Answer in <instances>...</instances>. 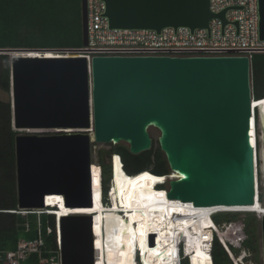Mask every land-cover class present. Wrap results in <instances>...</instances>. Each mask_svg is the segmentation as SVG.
I'll list each match as a JSON object with an SVG mask.
<instances>
[{
    "label": "water",
    "instance_id": "obj_1",
    "mask_svg": "<svg viewBox=\"0 0 264 264\" xmlns=\"http://www.w3.org/2000/svg\"><path fill=\"white\" fill-rule=\"evenodd\" d=\"M102 1L110 29L194 31L214 17L209 0ZM80 8L86 46L85 0ZM218 17L224 20V12ZM258 33L264 42V0H258ZM47 51L0 50L9 58L12 127L20 132L14 139L18 210L43 211L46 195L61 196L67 208L92 207V145L125 144L138 155L152 148L151 128L172 176L164 187L168 200L252 207L259 175L264 209V124L256 108V169L248 57L96 56L89 63L38 57ZM43 131L58 133H37ZM58 228L59 264H95L92 215L59 217ZM259 230L264 264V213Z\"/></svg>",
    "mask_w": 264,
    "mask_h": 264
},
{
    "label": "trees",
    "instance_id": "obj_2",
    "mask_svg": "<svg viewBox=\"0 0 264 264\" xmlns=\"http://www.w3.org/2000/svg\"><path fill=\"white\" fill-rule=\"evenodd\" d=\"M81 47L80 0H0V50H74ZM250 74L253 99L256 101L264 99V53L251 56ZM9 91V58L7 55L0 54V92L9 96ZM255 113L256 109L254 126ZM19 133L12 127L9 99L0 100V253L14 251L21 239L35 240L40 237L43 242L40 253L30 255L21 264H50L51 260L56 262L58 258L56 218L50 213L56 211V208H45L39 215L30 213L23 216L11 213V211H18L14 139ZM112 155L120 157L122 176H126L125 178L136 177L143 172L159 177L170 176L167 162L158 144H152L149 151L138 155L130 154L125 144L110 145L108 150H98L96 159L99 174H101L102 200H100L106 208L110 205ZM157 191H165L164 186H158ZM262 201L263 193L259 186V202ZM106 216L103 215V217ZM257 216L258 214L254 212H216L210 216L218 229H222L229 222L238 220L242 222L247 238L240 248L231 247L229 250L235 257L244 252L245 263L259 264L260 236ZM116 224L119 223H108L106 219L102 220L103 264H124V260L126 264H137L136 262H140V259L138 256L137 261L135 260L138 250L136 245L121 240L127 248L123 252L118 249L121 252L118 261L110 259L116 249L109 242L108 233ZM48 230H50L49 233ZM210 257L212 264H233L216 237L212 242ZM180 264H188L187 259L181 258ZM190 264H192L191 258Z\"/></svg>",
    "mask_w": 264,
    "mask_h": 264
},
{
    "label": "built area",
    "instance_id": "obj_3",
    "mask_svg": "<svg viewBox=\"0 0 264 264\" xmlns=\"http://www.w3.org/2000/svg\"><path fill=\"white\" fill-rule=\"evenodd\" d=\"M85 6L87 45L74 50H50V58L83 57L89 63L91 58L96 56H243L250 59L254 54L264 53V42L259 40L258 33V0H209V10L214 17L209 21L207 28L194 31H190L186 27L176 29L168 27L161 29L159 32L146 29H110L108 20L104 16L105 4L102 0H85ZM222 12H224V20L218 17ZM38 57L49 58L45 53H41ZM253 100L252 97L251 105ZM37 133L47 135L58 132L43 131ZM253 153L254 162L257 164L255 148H253ZM116 157L122 169L120 157L112 155L110 160L111 171L112 160ZM41 212L11 211V213L23 216L30 213L39 215ZM209 230L211 231V237L206 244L209 257L213 239L216 237L233 264H246L244 262V252L235 257L229 250L231 247L240 248L247 238L246 230L241 221L229 222L222 229L213 226ZM49 232L50 230H48ZM55 232L58 258L56 262L51 260L50 264H59L58 218ZM185 245L186 242L182 241L177 247V264H180L181 258L189 260L188 264H190L189 256H185ZM42 246L43 242L40 237L35 240L21 239L14 251L0 253V264H21L30 255L39 254Z\"/></svg>",
    "mask_w": 264,
    "mask_h": 264
},
{
    "label": "bare ground",
    "instance_id": "obj_4",
    "mask_svg": "<svg viewBox=\"0 0 264 264\" xmlns=\"http://www.w3.org/2000/svg\"><path fill=\"white\" fill-rule=\"evenodd\" d=\"M34 54L36 53H32ZM47 57L50 52H45ZM13 56V54L11 55ZM253 116L250 121V144L256 149L254 130V110L259 109L261 120L264 124V99L252 101ZM92 145L91 169H92V207L67 208L63 205L59 195H46L45 206L56 208V217L72 214H84L93 216L95 264H103L102 259V220L109 217L117 219L122 215L124 224L121 239L133 243L140 251V264H177V247L182 241L186 242L185 256L191 258L192 264H211V258L207 253V243L211 237L209 228L213 227L210 216L223 210L256 211L259 215L264 213L258 200V184L254 205L246 208L224 207H193L191 203H182L176 200H168L166 192L158 193L154 198V192L158 186H165L172 176H153L143 172L136 177L122 176V170L118 158L112 160V191L109 198L112 208L108 209L101 203V193L95 183L93 175L94 148ZM104 145V144H102ZM264 158V147L261 150ZM264 160V159H263ZM257 169V165H255ZM125 175V173H124ZM165 183L163 185H157ZM107 215V217H103ZM117 223L111 221L108 223ZM96 229V230H95ZM152 234V235H151ZM152 245H150V238ZM228 238V237H227ZM229 239V238H228ZM121 251L125 250V244L121 242ZM137 252V251H136ZM136 260V259H135ZM137 261V260H136ZM138 264V261L136 262ZM126 264V260H124Z\"/></svg>",
    "mask_w": 264,
    "mask_h": 264
},
{
    "label": "rangeland",
    "instance_id": "obj_5",
    "mask_svg": "<svg viewBox=\"0 0 264 264\" xmlns=\"http://www.w3.org/2000/svg\"><path fill=\"white\" fill-rule=\"evenodd\" d=\"M250 80H251V74H250ZM9 99V96L0 92V100H3V101H6ZM255 112V110H254ZM254 130H255V126H254ZM149 134H150V137L152 138V141H153V144L154 145H157V138L159 136V132L153 128L149 129ZM256 147V146H255ZM110 148V145H96V147L94 148V156H93V175H94V179H95V183L97 184V186L99 187V191L101 193V189H100V183H99V167H98V164H97V159H96V152L98 150H101V149H104V150H108ZM256 161H257V147H256ZM257 165V164H256ZM260 176L258 175V178H257V184H258V190L259 191V181H260ZM259 179V180H258ZM165 183H159V184H156L155 186L157 185H163ZM158 193H162L160 191H157V192H154V198L158 195ZM106 216V215H105ZM107 217V216H106ZM259 218V215L257 216ZM105 219V218H104ZM119 224H116V225H113L112 226V229H111V232L108 233V239H109V242L111 244H113L114 246V249H116L114 252H113V257H111L110 259L112 261H118L121 257V252L118 250L121 248V241H123L121 239V232L123 230L122 226H126L124 224V221H123V218H122V215L118 214L117 216V219L115 217H109L107 219V222H111V221H115ZM122 224V225H121ZM96 230V229H95ZM152 235V234H151ZM259 236H260V230H259ZM121 240V241H120ZM123 243V242H122ZM182 245V243H181ZM125 248L126 247V244H125ZM121 250V249H120ZM137 254H139V250H137L136 252ZM131 257V256H130ZM131 259V258H130ZM137 259V257H136ZM246 264H250V263H246ZM253 264V263H251ZM259 264H261L260 262V257H259Z\"/></svg>",
    "mask_w": 264,
    "mask_h": 264
},
{
    "label": "clouds",
    "instance_id": "obj_6",
    "mask_svg": "<svg viewBox=\"0 0 264 264\" xmlns=\"http://www.w3.org/2000/svg\"><path fill=\"white\" fill-rule=\"evenodd\" d=\"M111 185H112V180H111ZM100 195H101V200H102V191H101V194H100ZM109 195H110V193H109ZM258 200H259V194H258ZM109 201H110V198H109ZM101 203H102V201H101ZM110 206H111V201H110V205H109V208H108V209L112 208V207H110ZM47 208H49V207H47ZM53 212L55 213V214H53V215L55 216V218H56V220H57V217H56V213H57V212H56V211H53ZM221 212H236V211H221ZM50 213H51V212H50ZM51 214H52V213H51ZM256 214H257V213H256ZM213 226L216 227L214 224H213ZM138 256H139V259H140V253H139V254L136 253L135 259H136V257H138ZM188 261H189V260H188ZM138 263H139V264L142 263L141 260H140V262H138ZM211 264H212V263H211Z\"/></svg>",
    "mask_w": 264,
    "mask_h": 264
}]
</instances>
